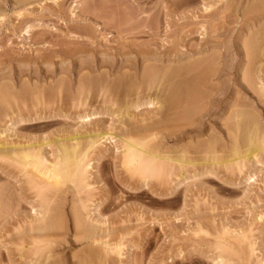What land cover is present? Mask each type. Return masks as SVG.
I'll return each mask as SVG.
<instances>
[{
    "label": "rangeland",
    "instance_id": "obj_1",
    "mask_svg": "<svg viewBox=\"0 0 264 264\" xmlns=\"http://www.w3.org/2000/svg\"><path fill=\"white\" fill-rule=\"evenodd\" d=\"M254 1L257 3L260 0H0V97L3 95L0 98L2 99L0 100V103L2 102L0 104V131L2 130L0 133L6 130L0 139L4 143L17 141L16 144L19 143L20 146L31 143L30 146H33L31 150L43 147L39 149L40 153L43 150V154L51 153L53 150L55 154L58 149L55 143L56 138L106 130L113 135L123 137L122 131L125 130L127 122L130 129H134L159 119L158 109L154 106H147L149 100L156 95V90L153 88V91L150 89L145 93L146 85L144 84H140L139 89L136 88L139 84L137 79L146 67L145 64L147 66L151 64L152 67L159 69L168 66L170 68L172 66V68L187 67L194 62L214 56L212 58L214 62L211 61L213 63L207 70L210 76H207L206 72L204 73L206 79L203 75L201 76L202 82L207 80L201 83L203 94L198 87L200 95L206 94L203 97L209 100L201 97L203 100H199L198 105L200 106L194 109L196 111L190 119L183 120L184 122L179 121L180 123L178 122L177 126L172 125L173 127L158 126L154 131L157 140L159 139L160 149L163 147L162 152L168 149L178 151L180 147H183L185 154L173 152L180 154L179 156L183 155L192 162L181 170L183 179L178 178L179 171L175 170L176 168L168 167L166 163H164L166 170L162 168L163 174L158 166L160 162L151 166L153 170H149L151 173L144 168L137 169L136 163L135 166L134 163L128 165L124 161L118 137L115 136L116 139L111 140L115 143L109 141V144L108 141L102 140L104 144L97 147L99 151L102 150L100 151L102 155L97 148V151L95 150L98 159L100 158L97 165L100 168L97 167V170L94 167L89 168V172L93 174H90L87 183L90 182L91 187L89 186L87 191L84 189L85 192L81 190L80 195V193L73 192L75 190L69 182H65V186L61 185V192L65 191V193L55 194L54 192L55 196L57 195L55 198L47 191L53 192L56 189L52 187L51 189H39L42 185H35L37 182L31 179L29 174L32 169L26 161L22 159L20 161V157L16 159L15 156L7 160L0 155V205H2L0 206V264H81V262L82 264H218L216 256L223 257L226 264H231V259L233 262L236 260L234 264L239 263L238 259L242 260V264H264V165L258 164L256 166L258 168H255L257 171L251 169L255 172V181L253 182L252 179L247 182L246 175L251 171L248 170L249 167L243 170L244 174L231 165L226 168L222 166L209 168L210 155H208L207 148L213 142L212 140L218 139L219 142V138L224 139L226 145L229 146L231 140H228L230 138H227L225 134L227 123L230 124L232 120L229 121L230 115L227 111L235 102L239 101L240 105L245 104L243 105L244 111L250 116L254 114L255 117L256 115L257 121H262L260 124L264 123V74L258 72L260 66L264 64V57L253 56L255 51L252 55V50L248 46L250 40L248 36H253L256 29L252 27L253 33L252 30L249 32L248 29H251L247 27L249 22H245L252 13V16L255 15L262 19L264 9L260 7L252 10L253 5L255 7L256 4ZM262 21L260 24L264 25ZM259 27L257 29L261 30L264 26ZM259 30H256L257 34ZM257 34L256 39L264 36L263 33ZM259 45L264 47V40L262 43L259 41ZM148 58L150 60H147ZM122 61L125 62L122 63ZM133 65L136 66L133 67ZM130 67L133 69V71L131 69L132 73L128 72ZM124 73L125 75L131 74V78H135L136 75L138 77L134 81ZM119 75L127 78L128 82L130 80L129 83H133V87L131 88L129 83L126 84L127 86L124 85L126 82L123 83V81L118 83ZM97 82L100 84L97 85ZM259 89L262 91L260 92ZM135 91H138L139 96H135L137 94ZM149 91L155 94H150ZM80 92L82 95L79 94ZM145 94L152 98L148 97V100ZM134 99L139 100L138 108H134V104L137 103ZM105 102L106 104H103ZM125 102L133 107L130 108L132 116L129 121L123 123L118 111L122 110ZM6 103L8 107L5 106ZM213 104H217V107L219 105V108ZM220 104H223L222 108ZM133 108L136 110H132ZM250 108L252 111L249 110ZM222 111H225L227 115ZM86 115H90L91 117L88 116V118L90 117L91 120L90 118L82 119ZM11 118L13 120H10ZM129 125L126 129H129ZM211 136H214V139ZM36 141L40 145H37ZM226 154L229 155L228 152ZM226 154L224 158H227ZM95 159L90 163L92 166L97 164V156ZM260 159L264 161V153ZM6 163H12V166H7ZM204 165L207 170L203 167ZM28 170L30 171L29 176H27ZM171 170L175 171L169 173ZM143 172H147L148 176ZM164 174L169 176L166 177ZM33 185L35 188H32ZM36 190L43 191L40 194ZM69 192L76 197L71 196ZM50 196L52 200L48 199ZM80 197L83 198L84 203L87 202L86 206H90L89 210L92 212L90 218L95 217L98 218L97 221H102L100 223L103 224L97 223L94 218L93 220L96 221L92 220L94 224L90 219L86 221L88 222L86 225H90V229L93 227L92 230L95 233H100L99 242L109 244L110 253L103 251V246L90 248L86 239L81 240L80 237L84 236H80V232L78 233V230L73 227L72 206L77 204ZM84 199L87 201L85 202ZM71 200L76 201V204ZM50 201H53L51 202L53 207ZM30 205L35 206L32 208L33 211ZM41 205L52 207L50 215L54 214L58 218V221L56 220L59 227L57 231H49L51 233H44L45 235L30 231L35 223L32 219L39 217ZM55 205L59 209L54 213L53 211L57 208ZM95 206L99 210L94 214L96 210L91 211V209ZM30 221L34 222H32L33 225ZM103 232H107L106 235ZM104 236L109 238L106 239ZM103 237L105 239H102ZM251 243L255 244L254 247ZM42 248L43 252L39 250ZM242 249L245 254L241 252ZM87 250L90 252L88 253ZM92 250L98 253V258L93 256ZM241 254H243L242 257L245 256L243 257L245 262ZM212 258L217 261L214 262Z\"/></svg>",
    "mask_w": 264,
    "mask_h": 264
},
{
    "label": "bare ground",
    "instance_id": "obj_2",
    "mask_svg": "<svg viewBox=\"0 0 264 264\" xmlns=\"http://www.w3.org/2000/svg\"><path fill=\"white\" fill-rule=\"evenodd\" d=\"M21 1V0H20ZM16 2V1H15ZM19 2V1H18ZM253 2V1H252ZM255 2V1H254ZM256 3V2H255ZM229 4V3H228ZM250 4V3H249ZM17 6V5H16ZM261 7V9H264V0H260L259 2H257L256 4H255V7H254V5H253V7H252V10H253V8H254V10H256V8H260ZM207 8V7H206ZM257 9V10H258ZM261 9H260V11H261ZM247 11V10H246ZM259 11V10H258ZM262 11H264V10H262ZM242 12V11H241ZM245 12V11H244ZM254 12H256V11H254ZM261 13V12H260ZM264 13V12H263ZM245 14H247V12L245 13ZM245 14L243 13V15L245 16ZM253 14V13H252ZM252 14H251V17H249V18H247V20H246V18L244 19V20H246L245 22H249L248 24H247V27H250L251 29H248L247 27V29L249 30V32H250V30H252V27L254 28L255 27V29L256 30H259V29H257V27H261V26H264L263 24L261 25L260 23V21H264V14H262L261 16H262V19H260V18H258V17H256L255 15H253L252 16ZM256 14V13H255ZM20 15V14H19ZM242 15V14H241ZM244 16H241L242 18H244ZM258 16H260L259 14H258ZM241 18V19H242ZM262 21V22H263ZM260 24V25H259ZM246 25V24H245ZM146 26V25H145ZM259 27V28H260ZM263 29H261V30H259L258 31V34H259V32L260 31H264V27H262ZM255 30V32L254 33H256L257 34V31ZM253 31L254 30H252L251 32L253 33ZM262 31V33L264 34V32ZM249 32H247V33H249ZM254 33H253V36L252 35H250V33L248 34V35H250V37L248 36V38H250V40L248 41V46L250 47V49L252 50L251 51V53L253 52V51H255V54L253 55V53H252V55L253 56H256V57H258L259 55H260V57H264V47L263 46H258V42L259 41H261V43L263 42V38H264V36L263 37H261V38H258V39H256L255 37H256V34H255V36H254ZM261 33V34H262ZM257 34V35H258ZM261 34H259V35H261ZM252 36V37H251ZM254 37V38H253ZM211 44V43H210ZM244 46V45H243ZM263 47V48H262ZM207 49V48H206ZM247 50V49H246ZM245 52H248V51H245ZM148 55V54H147ZM162 55V54H161ZM183 55V54H182ZM248 55V54H247ZM258 55V56H257ZM142 56V55H141ZM253 56H252V58H253ZM140 57V56H139ZM144 57H146V56H144ZM161 57V56H160ZM170 57H171V55H170ZM214 56H212V58H213ZM247 57V56H246ZM255 57V58H256ZM138 58V57H137ZM155 58V57H154ZM158 58V57H157ZM164 58V57H163ZM212 58H208V59H204V60H200L199 62L197 61V62H194V63H192V64H190L189 66H187V67H178V68H170L169 66L168 67H165V68H163V69H159V68H155V66H151V64L149 65V66H147L146 64H145V68L143 69V67L141 68V69H143V71H142V73H141V76L137 79V80H139V84L136 86V88L138 87V89H139V86H140V84L141 85H146V88L144 89L145 90V93L148 91V90H150V89H152L151 91H153L154 89L156 90V95L152 98L150 95H147V94H145V96L148 98H152L151 100H149V98H148V100H149V102L147 103V106H154V108H156V109H158V115L157 116H159V119H157V120H155V121H153L152 123H150V124H148V125H146V126H143V127H139V128H134V129H130V125L129 124H127L128 122L127 121H129V119H130V117L132 116L131 115V113H130V108L131 107H133V106H131L129 103H126L125 102V104H124V106L122 107V110H120V111H118L119 112V115L121 116V118H122V120L121 121H123V123L124 122H127L125 125H126V127L128 128V125H129V129H126V127H125V130L124 131H122V135H123V137L122 136H120L119 135V137L117 136V134H115V135H113V134H111L110 133V131L109 132H106V131H103V132H95V133H89V134H82V135H77V133H76V135H72V136H70V137H67V138H61V139H59V138H56V142L55 143H57V145L58 146H56L57 148H54V149H57V151L55 152V154L53 153L54 152V150L50 153V152H46V153H44L43 154V150L41 151L42 153H40V150L39 149H41V148H43V147H39V148H37L38 149V151H36L35 150V148H33L32 150H31V147H33V146H30V144H28V145H25L24 144V146L23 145H18V144H16V142L15 143H4V142H1V139H0V155H2L3 156V158L4 159H11V156H15V158L17 159V157H20V161H21V159L22 160H24V161H26V163L31 167V172L28 170L27 171V176H29L30 175V177H31V179L33 180L34 179V181L35 182H37V183H35V182H33V184L35 183V185L36 184H39V185H42V186H40L39 187V189H43V188H47V189H51L50 187H52V188H54V189H56V190H53V192L51 191H47V192H49V193H51V194H53L54 196H55V194L57 193H61V194H63V193H65V191L62 193L61 192V185H63V186H65V182H69L71 185H72V187H73V189L75 190V191H73V192H76V194H79L80 193V195H81V190H83L84 191V189L87 191V189L88 188H90L91 187V185L92 184H90V182L89 183H87L89 180V177H90V174H93V173H90L89 172V168H95V170H97L96 168L98 167L97 165H98V162H99V159H98V155L97 154H95V152L97 151L96 150V148L99 146V145H102V140L103 141H111L112 139H113V141H114V139H116V137H118V142L121 144V146H120V148H121V151H122V154H123V158H124V161L128 164V165H130V164H132V163H134V166H135V163H136V165L138 166L137 167V169H139V168H144V170L146 169L147 170V172L149 171V170H151V166H155V165H157L158 163L157 162H160V164H158V166H159V169L161 168V172H162V174H163V172L164 171H162V168H164V163H166L167 165H168V167H171V168H176L175 170H178L179 171V176L178 175H174L173 173V175L174 176H178V178H180L181 176H182V172L183 171H181L182 169H184L183 167L184 166H188V165H190V164H192V162L190 161V160H188V159H186V158H184L183 157V155H181V156H179L180 154H185V152H184V149H183V147H180V149L178 150V151H170L169 149L168 150H166V151H161L162 150V148L160 149V143L158 142V140H157V136H156V133L154 134V131L156 130L155 128L156 127H158V126H169V127H171L172 125H175V126H177L176 124L179 122V121H182V122H184L183 120H187V119H190V117L191 116H193V112L194 111H196V110H194L195 108H197V106H200V105H198L199 103V100L201 99V97L202 98H204L205 96L204 95H206V94H204V95H200V91H198V87L200 88L199 90H201V93L203 94L204 92H202V87H201V83H205L207 80H203V82L201 81V76L203 75L204 76V73L206 72V75L208 76L209 74H207V70H208V68H210L209 66L210 65H212V63L214 62L213 60H212ZM248 58V57H247ZM146 59V58H145ZM210 59V60H209ZM107 60V59H106ZM139 60V59H138ZM142 60H143V58H142ZM147 60H150L149 58L147 59ZM155 60V59H154ZM255 60V59H254ZM258 60H260L259 58H258ZM63 61V60H62ZM126 61V60H125ZM124 61V62H125ZM128 61V60H127ZM152 61V60H151ZM211 61H213L212 63H211ZM216 61V60H215ZM123 61H122V63H124ZM128 62H130V61H128ZM134 62V61H133ZM141 62V61H140ZM143 62V61H142ZM180 62V61H179ZM262 63H263V61H261ZM165 63V62H164ZM171 63V62H170ZM211 63V64H210ZM248 63V62H247ZM131 64H132V62H131ZM143 64V63H142ZM147 64H149L148 63V61H147ZM155 64V63H154ZM153 64V65H154ZM124 65V64H123ZM156 65H158L157 63H156ZM174 65H175V63H174ZM102 66V65H101ZM128 66H129V63H128ZM127 66V67H128ZM136 66V65H135ZM134 65H133V67H135ZM140 66V65H139ZM171 66V65H170ZM125 67V66H124ZM159 67V66H158ZM162 68V67H161ZM124 69H126V68H124ZM131 67H130V71H131ZM138 69V68H137ZM159 69V70H158ZM88 70V69H87ZM108 70V69H107ZM128 70H129V68H128ZM128 70H126V71H128ZM135 70V69H134ZM213 70V69H212ZM130 71H128L129 73H132V71H133V69H132V71L130 72ZM87 72V71H86ZM135 72H137V71H135ZM209 72H212V71H209ZM243 72V71H242ZM260 74H264V64H262L261 66H260V68H259V71H258ZM257 72V73H258ZM136 74H138V72L136 73ZM212 74V73H211ZM254 74V73H253ZM81 75V74H80ZM79 75V76H80ZM124 75H125V73H124ZM127 75L128 76H130L128 73H127ZM127 75H125V76H127ZM133 75H135L134 74V72H133ZM206 75L204 76V79H206L205 77H206ZM247 75V74H246ZM210 76V75H209ZM258 76V75H257ZM121 77V78H120ZM136 77H138L137 75H136ZM136 77L134 78H131V76L129 77V79L131 78V79H134V81H136ZM105 78V77H104ZM107 78V77H106ZM115 78V77H114ZM117 78V77H116ZM119 79L117 80L118 81V83L119 82H122L123 81V83H125L124 85H126L127 83H129L130 82V80H129V82L127 81V78H125L124 76L122 77V75L120 76L119 75V77H118ZM214 78V77H213ZM250 78V77H249ZM254 78V77H253ZM256 78V77H255ZM264 78V77H263ZM87 79H88V77H87ZM203 79V78H202ZM259 79V78H258ZM92 80H94V79H92ZM61 81V80H60ZM90 81V80H89ZM101 81V80H100ZM114 81H115V79H114ZM133 81V82H134ZM211 81V80H210ZM80 82V81H79ZM90 82H92V81H90ZM132 82V81H131ZM93 83V82H92ZM261 83V82H260ZM83 84V83H82ZM88 84H90L89 82H88ZM100 84V83H99ZM98 84V82H97V85H99ZM102 84V83H101ZM110 84V83H109ZM129 84H131V85H129V86H131V88L133 87V83H129ZM77 85V84H76ZM79 85V84H78ZM205 85V84H204ZM208 85V84H207ZM210 85V84H209ZM84 86V85H83ZM101 86V88H102V85H100ZM104 86H105V84H104ZM110 86V85H109ZM119 86V85H118ZM127 86V85H126ZM125 86V87H126ZM252 86V85H251ZM264 86V85H263ZM88 87H90V86H88ZM88 87L86 88V90L88 89ZM111 87V86H110ZM116 87V86H115ZM121 87H122V85H121ZM142 88H143V86H141ZM145 87V86H144ZM56 88V87H55ZM74 88V87H73ZM82 88V87H81ZM92 88V87H91ZM91 88H90V90H91ZM118 88V87H117ZM128 88H130V87H128ZM130 88V91H132V89ZM154 88V89H153ZM212 88V87H211ZM58 89V88H57ZM127 89V88H126ZM261 89H263V88H261ZM261 89H259L260 90V92L262 91ZM61 90V89H60ZM85 90V91H86ZM98 90V89H97ZM111 90V89H110ZM112 90H114V89H112ZM119 89H117V91H118ZM128 90V89H127ZM126 90V91H127ZM134 90H135V88H134ZM141 90V89H140ZM139 90V91H140ZM143 90V91H144ZM214 90V89H213ZM94 91V90H93ZM151 91H149L148 93H150ZM158 91V92H157ZM205 91V90H204ZM208 91H209V89H208ZM1 92V91H0ZM106 92V91H105ZM119 92V94H120V91H118ZM136 92V91H135ZM138 92V91H137ZM136 92V93H137ZM218 92V91H217ZM254 92V91H253ZM259 92V93H260ZM55 93H57V92H55ZM110 93V92H109ZM117 93V92H116ZM125 93V92H124ZM131 93V92H130ZM206 93V92H205ZM254 93H256V92H254ZM258 93V94H259ZM79 94H81V92L79 93ZM78 94V95H79ZM105 94V93H104ZM128 94V93H127ZM139 93H137V94H135V96L137 95V96H139L138 95ZM144 94V93H143ZM150 94H155L154 92L153 93H150ZM208 94V93H207ZM222 94V93H221ZM262 94V93H261ZM24 95V94H23ZM41 95V94H40ZM77 95V96H78ZM82 95V94H81ZM125 95V94H124ZM123 95V96H124ZM131 95V94H130ZM129 95V96H130ZM216 95V94H215ZM254 95H257V94H254ZM14 96V95H13ZM29 96V95H28ZM48 96V95H47ZM58 96V95H57ZM69 96V95H68ZM113 96H114V94H113ZM116 96V95H115ZM144 96V95H143ZM204 96V97H203ZM214 96V95H213ZM212 96V97H213ZM219 96H220V94H219ZM3 97V95L0 97V98H2ZM106 97V96H105ZM110 97V96H109ZM216 97V96H215ZM238 98H240L239 96H237ZM29 98V97H28ZM33 98V97H32ZM35 98V97H34ZM55 98V97H54ZM119 98V97H118ZM128 98V97H127ZM126 98V99H127ZM132 98H134V97H132ZM135 98H137V97H135ZM141 98H142V96H141ZM230 98V97H229ZM263 98V97H262ZM7 99V98H6ZM11 99V98H10ZM75 99V98H74ZM103 99H105V98H103ZM138 99H139V97H138ZM205 99H208V98H204V100ZM0 100H2V99H0ZM78 100V99H77ZM82 100H84V99H82ZM81 100V101H82ZM130 100H132V99H130ZM135 100V99H134ZM137 100V99H136ZM135 100V101H136ZM141 100V99H140ZM201 100H203V99H201ZM209 100V99H208ZM214 100V99H213ZM217 100V99H216ZM234 100V99H233ZM232 100V101H233ZM235 100L237 101V98L235 97ZM240 100V99H239ZM6 101V100H5ZM20 101V100H19ZM78 101H80V100H78ZM125 101V100H124ZM138 101L139 100H137L136 102L138 103ZM143 101V100H142ZM221 101V100H220ZM227 101V100H226ZM15 102V101H14ZM108 102V101H107ZM113 102V101H112ZM111 102V103H112ZM128 102V101H127ZM135 102V103H136ZM202 103H203V101H201ZM200 102V103H201ZM213 102V101H212ZM231 102V101H230ZM239 102V101H238ZM238 102H235L232 106H231V109L229 110V108H230V105H229V108H227L229 111H227V109H225V111H227V114L228 115H230V117H229V121H231V123L229 124V122L227 123L228 124V126H227V124H226V128H227V133L225 134V135H227V138H230V139H228V140H231L229 143V146H227L226 145V143L224 142V139L222 140V138H219L220 140H219V142H218V139H216V140H212V138L214 137V136H211L212 138H210V140H212L213 142H211V144H209V147H207L208 148V155H210V158L208 159V164H210V166H208V165H206V166H208L209 168L212 166H222V167H225L226 168V166L227 167H230V165L231 166H234L235 167V169H237L240 173H243V170L245 169V168H247V167H249L248 168V170L250 169H253V170H255V171H257L255 168H258V167H256L258 164H260V165H264V161L263 160H261L260 159V157H262L263 156V153H264V123L263 124H260V123H262V121L261 122H258L257 121V119L255 118L256 117V115H255V117L253 116V115H251L250 116V114H248V113H246L244 110H245V108H244V106L243 105H245V104H239ZM2 103V102H1ZM0 103V104H1ZM80 103V102H79ZM85 103V102H84ZM115 103V102H114ZM130 103H132V102H130ZM136 103V105L134 104V108H138L139 106V103L137 104ZM140 103H142V102H140ZM145 103V102H144ZM214 103H218V102H214ZM243 103V102H242ZM259 103V102H258ZM264 103V102H263ZM7 104V103H6ZM10 104V103H9ZM103 104H106V102L105 103H103ZM113 104V103H112ZM111 104V105H112ZM132 104V105H133ZM228 104H232V103H228ZM248 104V103H247ZM118 105V104H117ZM202 105V104H201ZM221 105V104H220ZM223 105V104H222ZM222 105H221V107L220 108H222ZM225 105V104H224ZM5 106H7L8 107V104L7 105H5ZM205 106V105H204ZM213 106H216L217 107V104H213ZM248 106H249V104H248ZM253 106V105H252ZM3 107V106H2ZM158 107V108H157ZM211 107H212V105H211ZM226 107H228V106H226ZM246 107V106H245ZM132 109V110H136V109ZM141 108V107H140ZM153 108V107H152ZM217 108H219V105H218V107ZM244 108V109H243ZM249 108V107H248ZM6 109V108H5ZM198 109V108H197ZM207 109V108H206ZM210 109V108H209ZM208 109V110H209ZM223 109H224V107H223ZM12 110V109H11ZM205 110V109H204ZM221 110V109H220ZM219 110V111H220ZM249 110H251V108L249 109ZM95 111V110H94ZM154 112H155V109L153 110ZM202 111V110H201ZM207 111V110H206ZM224 111V112H225ZM252 111V110H251ZM251 111H249V112H251ZM255 111V110H254ZM116 112V111H115ZM150 112V111H149ZM172 113V112H174V113H172L171 115H169L168 113ZM211 112H213V111H211ZM223 112V111H222ZM223 112V113H224ZM7 113H8V111H7ZM18 113V112H17ZM16 113V114H17ZM222 113V114H223ZM254 113V112H253ZM90 114V113H89ZM203 114V113H202ZM208 114H210V112H208ZM221 114V113H220ZM225 115H227L226 113H224ZM223 114V115H224ZM91 115V114H90ZM90 115H88V116H90ZM95 115H97V114H95ZM115 115V114H114ZM154 115V114H153ZM201 115V114H200ZM18 116H19V114H18ZM88 116L86 115V116H84V117H82V119H84V118H88ZM92 116V115H91ZM90 116V117H91ZM148 116V115H147ZM196 116V115H195ZM208 116V115H207ZM262 116V115H261ZM8 117V116H7ZM20 117V116H19ZM41 117V116H40ZM89 117V118H90ZM95 117V116H94ZM117 117V116H116ZM134 117V116H133ZM154 117H156L155 115H154ZM206 117V116H205ZM258 117V116H257ZM1 118H3V117H1ZM88 118V119H89ZM148 118V117H147ZM158 118V117H157ZM4 119H5V117H4ZM9 119V118H8ZM150 119V118H149ZM156 119V118H155ZM228 119V118H227ZM10 120H13V118H11ZM9 120V121H10ZM18 120H19V118H18ZM85 120V119H84ZM87 120V119H86ZM90 120H91V118H90ZM90 120H88V122L90 121ZM133 120V119H132ZM4 121V120H3ZM7 121V120H6ZM25 121V120H24ZM23 121V122H24ZM195 121V120H194ZM11 122V121H10ZM18 121H16V123H17ZM130 122H131V120H130ZM187 122H189V121H187ZM192 122V121H191ZM214 122V121H213ZM216 122V121H215ZM14 123V122H13ZM15 123V124H16ZM180 123V122H179ZM190 123V122H189ZM188 123V124H189ZM193 123V122H192ZM222 123V122H221ZM220 123V124H221ZM19 124H20V122H19ZM93 124V123H92ZM143 124V123H142ZM185 124V123H184ZM7 125V124H6ZM35 125V124H34ZM181 125V124H180ZM213 125V124H212ZM13 126V125H12ZM11 126V127H12ZM88 126V125H87ZM121 126V125H120ZM124 125H122V127H123ZM134 126V125H133ZM174 126V127H175ZM186 126H187V124H186ZM14 127V126H13ZM136 127V126H135ZM173 127V126H172ZM178 127H184V126H178ZM177 127V128H178ZM195 127H196V124H195ZM194 127V128H195ZM165 128V127H164ZM2 129V128H1ZM7 129H8V127H7ZM102 129V128H101ZM192 129V128H191ZM200 129V128H199ZM198 129V130H199ZM159 130V129H158ZM179 130V129H178ZM190 130V129H189ZM217 130V129H216ZM2 131V130H1ZM0 131V132H1ZM6 131V130H5ZM5 131H4V133H5ZM8 131V130H7ZM169 131V130H168ZM177 131V130H176ZM180 131V130H179ZM194 131V130H193ZM219 131V130H218ZM78 132V131H77ZM80 132V131H79ZM192 132V131H191ZM195 132V131H194ZM193 132V133H194ZM3 132L2 133H0V136H3V134H4ZM12 133V132H11ZM86 133V132H85ZM158 133V132H157ZM166 133V132H165ZM178 133V132H177ZM209 133V132H208ZM218 133V132H217ZM220 133V132H219ZM225 133V132H224ZM160 134V133H159ZM164 134V133H163ZM213 134V133H212ZM173 135V134H172ZM175 135H176V133H175ZM174 135V136H175ZM189 135V134H188ZM187 135V136H188ZM208 135V134H207ZM6 136V135H5ZM8 136H10V135H8ZM13 136V135H12ZM116 136V137H115ZM164 136V135H163ZM7 137V136H6ZM135 137V138H134ZM168 137V136H167ZM173 137V136H172ZM178 137V136H177ZM222 137V136H221ZM175 138V137H174ZM216 138V137H215ZM218 138V137H217ZM226 138V137H225ZM4 139H5V137H4ZM28 139V138H27ZM43 139V138H42ZM41 139V140H42ZM214 139V138H213ZM7 140V139H6ZM10 140V139H9ZM18 140V139H17ZM24 140V139H23ZM168 140H169V138H168ZM4 141V140H3ZM33 141V140H32ZM178 141V140H177ZM204 141V140H203ZM226 141V140H225ZM8 142V141H7ZM12 142V141H11ZM22 142V141H21ZM36 142H38V141H36ZM44 142V141H43ZM42 142V144H44ZM67 142H70V144H66ZM112 142V141H111ZM186 142V141H185ZM208 142V141H207ZM46 143V142H45ZM54 143V144H55ZM112 143H115V142H112ZM119 143H118V145H119ZM188 143H190V142H188ZM21 144V143H20ZM34 144V143H33ZM37 144V143H36ZM46 144H48V142L46 143ZM50 144V143H49ZM104 144V143H103ZM106 144V143H105ZM109 144H110V142H109ZM195 144V143H194ZM193 144V145H194ZM200 144V143H199ZM37 145H40L39 144V142H38V144ZM52 145V144H51ZM116 145V144H115ZM114 145V146H115ZM190 145V144H189ZM201 145V144H200ZM200 145H198V146H200ZM45 146H47V145H45ZM45 146H44V148H45ZM104 146V145H103ZM110 146V145H109ZM113 146V147H114ZM162 146V145H161ZM182 146V145H181ZM195 146V145H194ZM36 147V146H35ZM48 147V146H47ZM51 147V146H50ZM116 147H118V146H116ZM187 147V146H186ZM189 147V146H188ZM52 148V147H51ZM179 148V147H178ZM205 148V147H204ZM206 148V149H207ZM228 149V151H227V149ZM98 149V148H97ZM113 149H115V147L113 148ZM165 149V148H164ZM163 149V150H164ZM167 149V148H166ZM33 150H35V151H33ZM52 150V149H51ZM96 150V151H95ZM120 150V149H119ZM118 150V151H119ZM205 150V149H204ZM98 151H99V149H98ZM100 151H102V150H100ZM99 151V153L102 155V153ZM115 151H116V149H115ZM193 151V150H192ZM173 152H177V153H180V154H178L177 155V153L175 154V153H173ZM229 153V155L227 156V154L226 153ZM263 152V153H262ZM21 155V156H19V154ZM173 153V155H177V156H174V157H172V156H170L171 154ZM204 153V152H203ZM221 154V156H217V154ZM192 154V153H191ZM205 154V153H204ZM224 154H226V156H227V158H224ZM97 156V161H96V163L97 164H95L94 166H92L90 163H91V161H93L94 162V159H95V157ZM187 155V154H186ZM201 155V154H200ZM260 155H262V156H260ZM94 158H93V157ZM225 156V157H226ZM92 157V158H91ZM194 157H195V155H194ZM207 157V156H206ZM209 157V156H208ZM200 158H202V156L200 157ZM3 159V160H4ZM14 159V158H13ZM194 159H197V158H194ZM2 160V161H3ZM19 160V159H18ZM96 160V159H95ZM1 161V162H2ZM7 163H8V161H6ZM124 162V163H125ZM197 162H198V160H197ZM202 162H204V164L206 163L205 161H202ZM6 163V164H7ZM9 163H10V161H9ZM14 163H15V161H14ZM101 163V162H100ZM12 164V163H11ZM11 164H7V166L8 165H11ZM200 164V163H199ZM4 165V164H3ZM14 165H16V164H14ZM125 165V164H124ZM202 165V164H201ZM249 165V166H248ZM12 166V165H11ZM28 166V167H29ZM126 166V165H125ZM133 166V167H134ZM17 167H19V166H17ZM126 167H128V166H126ZM197 167V166H196ZM204 168H205V165L203 166ZM207 167V168H208ZM260 167V166H259ZM27 168V167H26ZM98 168H100V167H98ZM154 168V167H153ZM152 168V169H153ZM188 168V167H187ZM193 168H194V166H193ZM198 168V167H197ZM233 168V167H232ZM17 169V168H16ZM20 169V168H19ZM30 169V168H29ZM158 169V168H157ZM156 169V170H157ZM165 169V168H164ZM211 169H213L214 170V168H211ZM224 169V168H223ZM223 169H221V170H223ZM260 169V168H259ZM27 170V169H26ZM25 170V171H26ZM93 170V169H92ZM91 170V171H92ZM144 171L143 169H140V171ZM166 170V169H165ZM175 170H171V171H169V173L170 172H172V171H175ZM205 170H207L206 168H205ZM204 170V171H205ZM212 170V171H213ZM233 170V169H232ZM3 171V170H2ZM21 171H23L22 169H21ZM151 171H153V170H151ZM151 171H149L150 173H151ZM158 171V170H157ZM160 171V170H159ZM252 171V170H251ZM251 171H249L248 173H247V177H246V181L247 182H249V181H251L252 179H253V182L255 181V179H254V177H255V172L254 171H252V173H251ZM18 172H20V171H18ZM28 172H30V174L28 175ZM147 172H143V174L144 173H147ZM206 172V171H205ZM210 172V170L208 169V173ZM245 172V171H244ZM177 173V172H176ZM204 173V172H203ZM216 173V172H215ZM236 173V172H235ZM258 173V172H257ZM142 174V175H143ZM158 174V173H157ZM157 174L155 175V177L157 176ZM160 174V173H159ZM158 174V175H159ZM171 174V175H172ZM207 174V173H206ZM212 174H213V172H212ZM234 174V173H233ZM238 174V173H237ZM244 174V173H243ZM246 174V173H245ZM142 175H141V177H142ZM161 175V174H160ZM165 175V174H164ZM172 175V176H173ZM184 175V174H183ZM205 175V174H204ZM239 175V174H238ZM147 176H148V173H147ZM166 177H168L169 175H165ZM146 177V176H145ZM149 177H151V176H149ZM161 177V176H160ZM175 177V178H176ZM98 178V177H97ZM147 178V177H146ZM159 178V177H158ZM177 178V179H178ZM182 178V177H181ZM187 178V177H186ZM17 179V178H16ZM145 179V178H144ZM168 179V178H167ZM167 179H165V180H167ZM183 179V178H182ZM88 180V181H87ZM161 180H162V178H161ZM7 181V180H6ZM169 181H171V180H169ZM3 182V181H2ZM8 182V181H7ZM31 182V181H30ZM148 182V181H147ZM166 182V181H165ZM19 183V182H18ZM26 183V182H25ZM66 183V184H67ZM167 184V183H166ZM35 185H33V187L32 188H35L34 186ZM71 185H70V187H71ZM145 185H147L146 183H145ZM144 185V186H145ZM5 186V185H4ZM29 186V185H28ZM38 186V185H37ZM67 186V185H66ZM90 186V187H89ZM175 186V185H174ZM10 187V186H9ZM71 187V188H72ZM6 188V187H5ZM63 188V187H62ZM70 188V189H71ZM65 189H67V188H65ZM6 190V189H5ZM69 190V189H68ZM91 190V189H90ZM34 191V190H33ZM36 191H38L39 192V190H36ZM42 191L43 190H40V192L42 193ZM45 191V192H46ZM59 191V192H58ZM67 191V190H66ZM93 191V190H92ZM39 192V193H40ZM54 192H55V194H54ZM85 192V191H84ZM91 192V191H90ZM89 192V193H90ZM15 193V192H14ZM38 193V194H39ZM40 193V194H41ZM69 193H71V192H69ZM37 194V193H36ZM34 195L35 197L37 196V195ZM39 194V195H40ZM48 194V193H47ZM74 194V193H73ZM75 194V195H76ZM85 194V193H84ZM87 194V193H86ZM4 195V194H3ZM45 195H46V193H45ZM71 196H73L74 198L76 197V196H74V195H72V193L70 194ZM89 195V194H88ZM88 195H87V197H88ZM90 195H92V193L90 194ZM89 195V196H90ZM15 196V195H14ZM49 196V195H48ZM40 197H42V195L40 196ZM39 197V198H40ZM57 197V195L55 196V198ZM64 197V196H63ZM78 197V196H77ZM82 197H84L85 198V196H82ZM33 198V197H32ZM44 198V197H43ZM42 198V199H43ZM46 198V197H45ZM44 198V199H45ZM59 198H60V196H59ZM58 198V199H59ZM90 198V197H89ZM47 199V198H46ZM45 199V200H46ZM48 199H53V198H51V196H50V198H48ZM57 199V200H58ZM83 199V198H82ZM81 199V197H80V199H78L77 200V204L73 201V200H71L72 201V203H75V204H73V205H75V206H72L73 207V209H72V215H73V221L74 222H72V220H71V222L72 223H74L75 224V226H74V224H73V227L74 228H76V230H78V233L80 232V236H84V237H80L81 238V240L82 239H86L87 240V242H88V246L90 247V248H96V247H98V246H103V251H105V252H109L110 250H108V247H109V244H107V243H100L99 241L101 240H99L98 239V236L100 235V233L99 234H97V232L95 233V231H93L92 230V228L93 227H91V229H90V225L89 226H87L86 224H88V222L86 223V221L88 220H90L91 218H90V213H92V212H90V210H89V207L88 206H86L87 204V200H85V202L86 203H84L83 202V200ZM91 199V198H90ZM34 200V199H33ZM39 200H41V199H39ZM39 200H37V201H39ZM55 200V199H54ZM53 200V201H54ZM76 200V199H75ZM101 200V199H100ZM49 201V200H48ZM53 201H50V204H51V202H53ZM92 201V200H91ZM104 201V200H103ZM16 202V201H15ZM4 203V202H3ZM7 203V202H6ZM17 203H18V201H17ZM42 203V205H43V201L41 202ZM46 204H47V202H45ZM58 203V202H57ZM89 203H90V201H89ZM5 204V203H4ZM40 204V203H39ZM86 204V205H85ZM32 205V204H31ZM30 205V206H31ZM41 205V206H42ZM52 205V204H51ZM56 205H58V204H56ZM55 205V206H56ZM99 205V204H98ZM97 205V206H98ZM0 206H2V205H0ZM9 206V205H8ZM29 206V207H30ZM58 206H60V204L58 205ZM63 206V205H62ZM33 207H35V206H31V210L33 211ZM38 207V205L36 206V208ZM52 207H53V205H52ZM51 206H49V205H45L44 207L42 206V207H40L41 209V211L39 212V214H38V212H35V213H37L38 215H39V217L37 216V215H35V216H37L35 219H32V220H34V222L36 223H34L33 221H30L31 222V224L33 225V223H34V225H33V228L32 229H30V228H27V229H30V231L32 230L34 233H36V234H44V233H47V232H49V231H57L58 229H59V227H58V223H56V220L58 219V218H56L55 216H54V214L53 215H50V214H52V212H51V208H52ZM57 207V206H56ZM94 207V206H93ZM100 207V206H99ZM64 208V207H63ZM62 208V209H63ZM35 209V208H34ZM54 209V208H53ZM53 209H52V211H53ZM58 209H59V207H57L53 212L55 213L56 211H58ZM11 210V209H10ZM92 210H96V212H94V214L95 213H97L98 212V210L99 209H97V207L95 206V208L94 209H91V211ZM2 211V210H1ZM4 211V210H3ZM2 211V212H3ZM31 211V212H32ZM102 211V210H101ZM59 214V213H58ZM102 214V213H101ZM1 215V214H0ZM30 215L32 216V214L30 213ZM29 215V216H30ZM92 215V214H91ZM99 215H100V213H99ZM98 215V216H99ZM259 215V214H258ZM54 216V217H53ZM57 216V215H56ZM61 216V215H60ZM59 216V217H60ZM71 216V215H70ZM264 216V215H263ZM1 217V216H0ZM95 218V217H94ZM93 218V219H94ZM7 219V218H6ZM93 219H91L90 221L94 224V222L93 221H95V220H93ZM96 219V221H97V219L98 218H95ZM99 219H100V217H99ZM19 220V219H18ZM25 220V219H24ZM60 220V219H59ZM93 220V221H92ZM103 220V219H102ZM26 221V220H25ZM24 221V222H25ZM58 221V220H57ZM65 220H63V222H64ZM95 221V222H96ZM100 221L101 220H98L97 221V223L99 222L100 223ZM261 221V220H260ZM33 222V223H32ZM102 222V221H101ZM104 222V221H103ZM29 223V222H28ZM90 223V222H89ZM105 223V222H104ZM17 224V223H16ZM24 224V223H23ZM62 223H60V225H61ZM100 224H103V223H100ZM258 224V223H257ZM24 226V225H23ZM31 226V225H30ZM29 226V227H30ZM63 226V225H62ZM65 226V225H64ZM66 227V226H65ZM99 227H100V225H99ZM101 227H103V226H101ZM60 228H61V226H60ZM63 228V227H62ZM94 228H95V226H94ZM64 230V229H63ZM75 230V229H74ZM96 230V229H95ZM101 230V229H100ZM108 230V229H107ZM62 231V230H61ZM97 231V230H96ZM104 231V230H103ZM105 231H106V229H105ZM109 231V230H108ZM227 231V230H226ZM225 231V232H226ZM229 231V230H228ZM242 231H244V230H242ZM20 232H21V230H20ZM28 232V231H27ZM65 232V231H64ZM98 232H100V231H98ZM111 232V231H110ZM25 233V232H24ZM51 232H49V233H47V234H50ZM54 233V232H53ZM56 233V232H55ZM77 233V232H76ZM102 233V232H101ZM104 234L105 233H107V232H103ZM18 234V233H17ZM21 234V233H20ZM19 234V235H20ZM26 234V233H25ZM104 234H101V235H104ZM242 234V233H241ZM31 235V234H30ZM45 235V234H44ZM43 235V236H44ZM58 235V234H57ZM106 235V234H105ZM110 234H108V236H109ZM235 235V234H234ZM28 236H29V234H28ZM41 236V235H40ZM108 236H104L106 239L107 238H109ZM237 236H239L238 234H237ZM20 237V236H19ZM18 237V238H19ZM42 237V236H41ZM62 237V236H61ZM60 237V238H61ZM64 237V236H63ZM74 237V236H73ZM102 238V239H105V238ZM232 237V236H231ZM37 238V237H36ZM47 238V237H46ZM53 238H55L54 236H53ZM79 238V237H78ZM249 238V237H248ZM21 239V238H20ZM75 239H76V237H75ZM231 239V238H230ZM234 239V238H233ZM43 240H45V238L43 239ZM81 240H78V241H81ZM84 241V240H83ZM110 241H112V240H110ZM230 241V240H229ZM23 242H25V241H23ZM38 244H40L41 242L38 240ZM43 242V241H42ZM77 242V241H76ZM87 242H86V245H87ZM105 242V241H104ZM227 242V241H226ZM27 243V242H26ZM33 243H35V242H33ZM49 243H51V242H49ZM78 243V242H77ZM236 243H238V242H236ZM235 243V244H236ZM241 243V242H240ZM240 243H239V245H240ZM249 243H250V241H249ZM45 244H47L48 245V243H45ZM52 244V243H51ZM50 244V245H51ZM244 244V243H243ZM252 244V243H251ZM251 244H250V247H251ZM35 245V244H34ZM86 245H85V247H86ZM122 245V244H121ZM238 245V246H239ZM253 245H255V244H252V246ZM31 246V245H30ZM45 246V245H44ZM111 246H113V245H111ZM231 246H232V244H231ZM241 246V245H240ZM49 247V246H48ZM121 247V246H120ZM254 247V246H253ZM253 247H252V249H253ZM37 248H39V247H37ZM47 248V247H46ZM90 248H89V250H90ZM101 248V247H100ZM112 248V247H111ZM215 248V247H214ZM218 248V247H217ZM225 248V247H224ZM97 249H99V248H97ZM114 249V248H113ZM117 249H118V247H117ZM240 249V248H239ZM238 249V250H239ZM251 249V250H252ZM30 250V249H29ZM34 250V249H33ZM36 250V249H35ZM40 251H42V250H44L43 248L42 249H39ZM47 250V249H46ZM83 250H84V248H83ZM89 250H87V252L89 253L90 251ZM102 250V249H101ZM215 250H217V249H215ZM31 251V250H30ZM37 251V250H36ZM39 251V252H40ZM94 250H92L91 252L92 253H94V255L93 256H97L98 255V253H96L95 251L93 252ZM102 251V252H103ZM111 251H112V249H111ZM120 251V250H119ZM223 251H225V250H223ZM227 251H228V249H227ZM230 251V250H229ZM43 252V251H42ZM49 252V251H48ZM99 252V251H98ZM113 252V251H112ZM121 252V251H120ZM120 252H119V254H120ZM220 252H221V249H220ZM238 252V251H237ZM242 253H244V251H243V249H242V251H241ZM38 253V252H37ZM41 253V252H40ZM86 253V252H85ZM87 253V254H88ZM96 253V254H95ZM104 253V252H103ZM110 253V252H109ZM225 253H226V251H225ZM233 253V252H232ZM239 253H240V251H239ZM253 254H254V249H253V252H252ZM260 253V252H259ZM35 254V253H34ZM44 254V253H43ZM78 254V253H77ZM112 254V253H111ZM110 254V255H111ZM118 254V253H117ZM219 254V253H218ZM218 254H215V255H218ZM245 254V253H244ZM246 254H247V252H246ZM41 255V254H40ZM49 255V254H48ZM54 255V254H53ZM86 255V254H85ZM100 255L102 256V253H100ZM109 255V254H108ZM220 255V254H219ZM225 255V254H224ZM242 255L243 254H241V257H242ZM251 255V254H250ZM249 255V256H250ZM90 256V255H89ZM93 256H91L92 258H93ZM121 256V255H120ZM228 256H230V254L228 255ZM232 256V255H231ZM233 256H235V255H233ZM252 256V255H251ZM250 256V257H251ZM254 256V255H253ZM45 257V256H44ZM47 257V256H46ZM45 257V258H46ZM49 257V256H48ZM73 257H74V255H73ZM78 257V256H77ZM76 257V258H77ZM100 257V256H99ZM108 257V256H107ZM217 257V260L216 259H211V260H214V262L215 261H217L218 262V264H226L223 260V257H221V256H216ZM244 258H245V256H243ZM243 257H242V259H243ZM256 257V256H255ZM254 257V258H255ZM75 258V257H74ZM78 258H80V257H78ZM85 258V257H84ZM96 258V257H95ZM97 258H98V256H97ZM102 258V257H101ZM110 258V257H109ZM108 258V259H109ZM225 258V257H224ZM227 258V257H226ZM231 258H233V257H231ZM238 258V257H237ZM236 258V259H237ZM251 258H253V257H251ZM259 258V257H258ZM53 259H54V257H53ZM104 259V258H103ZM227 259H230V257L229 258H227ZM260 259V258H259ZM47 260V259H46ZM51 260V259H50ZM106 260V259H105ZM233 259H231V261H230V263L232 264V261ZM244 260V259H243ZM249 260V259H248ZM32 261V260H31ZM52 261V260H51ZM49 262V261H48ZM60 262V261H59ZM81 262V261H80ZM101 262V261H100ZM213 262V261H212ZM235 262H236V260H235ZM235 262H233V264L235 263ZM237 262H239L238 264H242V260H240V259H238L237 260ZM244 262H245V260H244ZM256 262H258V261H256ZM109 263V262H108ZM249 263V262H248ZM42 264V263H41ZM48 264V263H47ZM51 264V263H50ZM53 264V263H52ZM81 264H82V262H81ZM254 264V263H253ZM256 264H259V263H256ZM262 264V263H261Z\"/></svg>",
    "mask_w": 264,
    "mask_h": 264
}]
</instances>
